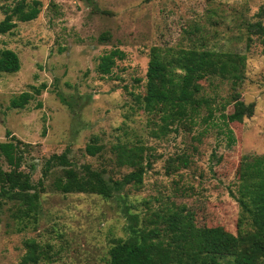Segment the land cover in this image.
Wrapping results in <instances>:
<instances>
[{
  "label": "rangeland",
  "instance_id": "374dc122",
  "mask_svg": "<svg viewBox=\"0 0 264 264\" xmlns=\"http://www.w3.org/2000/svg\"><path fill=\"white\" fill-rule=\"evenodd\" d=\"M39 1L36 18L16 21L0 34V50L14 51L19 60L17 71L0 72V141L9 139V131L28 144L20 168L32 184L42 181L36 219L26 227L11 218L8 204L0 208V264H18L27 238L52 246V260L38 264H107L111 239L126 235L125 208L140 232L153 230L159 238L175 213L181 225H219L235 234L238 164L264 154V37L251 34L246 41L245 30L246 22L264 25V0ZM192 26L208 48L244 54L237 90L245 104L252 103V114L229 122V85L214 78L211 117L200 108L189 130L178 125L155 136L158 117L135 97L148 50L190 46L193 36L185 31ZM104 33L108 37L100 40ZM112 48L124 57L109 75H100L98 56ZM202 84L210 93L211 86ZM21 92L31 94L27 103L9 107ZM93 136L101 149L91 156L84 146ZM123 142L143 145L144 171L138 186L126 184L112 197L56 191L57 165L42 176L44 161L66 150L74 166L103 168L105 177L119 179L133 169L115 161L112 146ZM0 163L7 168L2 158Z\"/></svg>",
  "mask_w": 264,
  "mask_h": 264
},
{
  "label": "trees",
  "instance_id": "16d2710c",
  "mask_svg": "<svg viewBox=\"0 0 264 264\" xmlns=\"http://www.w3.org/2000/svg\"><path fill=\"white\" fill-rule=\"evenodd\" d=\"M39 0H0L3 17L0 20V34L9 32L15 22H27L36 18ZM246 41L251 34L264 37V25L260 21L246 22ZM191 31V32H190ZM192 35L194 43L188 47L160 50L151 46L148 50L144 84L135 94L141 108L159 119L157 133L167 134L178 125L189 130L190 123L199 113L206 111L205 117L212 115V103L217 99L212 79L218 78L229 85L227 99L232 110L226 116L229 122H240L252 114V103L245 104L237 87L243 76L245 56L236 51H221L205 46V39L198 27L185 31ZM107 33L99 36L106 39ZM197 44V45H196ZM124 53L112 48L98 56L96 71L109 75L116 59ZM19 68L16 53L10 49L0 50V72L12 73ZM202 82L211 86L205 93ZM31 94L21 92L9 100V107L22 108ZM7 141H0V208L8 204L9 215L24 228L36 219L42 181L35 184L29 174L20 166L28 144L21 142L6 131ZM101 146L93 136L84 146L86 154L93 156ZM118 165L133 169L119 179L104 176V169H93L89 164L74 166L68 160L66 150L51 154L42 167V176L54 166H60V175L52 181V187L61 193H92L102 198L112 197L122 186L141 183L144 166V147L139 143H117L112 146ZM184 161L183 159H181ZM240 208L237 232L232 234L219 225L195 226L192 223L180 224L181 215L172 216L173 224L168 226L164 238H159L153 230L140 232L136 227V216L127 212L126 235L111 239L107 250V264H264V154L243 157L237 168L235 196ZM243 224L247 226L242 227ZM23 253L18 264H38L49 262L51 244L40 243L33 238L22 241ZM230 257V259H227ZM226 259V260H225Z\"/></svg>",
  "mask_w": 264,
  "mask_h": 264
}]
</instances>
